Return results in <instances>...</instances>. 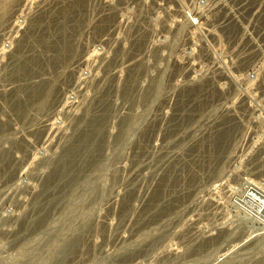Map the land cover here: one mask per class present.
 Wrapping results in <instances>:
<instances>
[{"label": "rangeland", "instance_id": "rangeland-1", "mask_svg": "<svg viewBox=\"0 0 264 264\" xmlns=\"http://www.w3.org/2000/svg\"><path fill=\"white\" fill-rule=\"evenodd\" d=\"M262 1L0 0V264H264Z\"/></svg>", "mask_w": 264, "mask_h": 264}, {"label": "bare ground", "instance_id": "bare-ground-1", "mask_svg": "<svg viewBox=\"0 0 264 264\" xmlns=\"http://www.w3.org/2000/svg\"><path fill=\"white\" fill-rule=\"evenodd\" d=\"M16 33V31H15ZM258 188V187H257ZM243 198L248 199L249 201L256 203V214L257 216L260 215L264 216V193L262 194L258 189H256L252 185H248L245 189ZM241 199V198H240ZM260 203V204H259ZM240 204V203H239ZM254 206V205H253ZM264 229V228H263ZM257 231V230H256ZM175 251V250H174ZM227 254L225 251L219 257H224Z\"/></svg>", "mask_w": 264, "mask_h": 264}, {"label": "built area", "instance_id": "built-area-1", "mask_svg": "<svg viewBox=\"0 0 264 264\" xmlns=\"http://www.w3.org/2000/svg\"><path fill=\"white\" fill-rule=\"evenodd\" d=\"M262 4H264V1H262Z\"/></svg>", "mask_w": 264, "mask_h": 264}]
</instances>
